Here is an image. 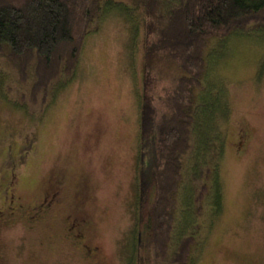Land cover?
Segmentation results:
<instances>
[{
	"label": "rangeland",
	"instance_id": "1",
	"mask_svg": "<svg viewBox=\"0 0 264 264\" xmlns=\"http://www.w3.org/2000/svg\"><path fill=\"white\" fill-rule=\"evenodd\" d=\"M101 4L73 76H58L44 101L30 99L31 79L22 82L0 55V185L10 182L15 197L0 193V264H135L139 106L152 36L140 0ZM204 56L194 104L212 89L227 110L216 121L221 152L206 158L221 206L215 216L208 195L198 207L192 202L194 151L187 152L173 242L193 232L192 264H264V35L212 40ZM158 66L146 86L155 100L179 75ZM40 200L49 212L27 219L24 211ZM66 223L86 229L85 245L97 248L91 258L65 238ZM137 251L139 264H171Z\"/></svg>",
	"mask_w": 264,
	"mask_h": 264
},
{
	"label": "trees",
	"instance_id": "2",
	"mask_svg": "<svg viewBox=\"0 0 264 264\" xmlns=\"http://www.w3.org/2000/svg\"><path fill=\"white\" fill-rule=\"evenodd\" d=\"M101 1L0 0V55L17 67L22 82L31 79V100L41 94L44 101L58 76H73L94 16L104 5L107 12L114 8L110 1L104 5ZM140 4L152 38L145 47L139 106L134 263L141 260L137 250L145 248L156 260L192 264L193 232L179 234L173 242V206L185 177L183 157L194 151L188 173L192 202L198 207L208 195L216 216L221 206L219 184L215 165L206 158L210 154L215 159L221 152L216 121L227 116L224 102L212 89L194 104L193 92L201 88L206 69L204 50L215 39L264 35V0H140ZM163 62L176 67L179 75L155 100L147 95V87Z\"/></svg>",
	"mask_w": 264,
	"mask_h": 264
},
{
	"label": "flooded vegetation",
	"instance_id": "3",
	"mask_svg": "<svg viewBox=\"0 0 264 264\" xmlns=\"http://www.w3.org/2000/svg\"><path fill=\"white\" fill-rule=\"evenodd\" d=\"M240 138L242 139V141L240 143L244 144L247 136H243L242 134H240ZM239 150V148H238ZM13 175V173H11ZM0 193L1 195H3V197L5 198V194L8 195V197L10 198L9 200L13 199L14 196H12L13 194H11L10 192V182H6L4 184L0 185ZM15 198V197H14ZM7 199V197H6ZM20 210V209H17ZM22 210V209H21ZM25 210V209H24ZM50 210V204L48 203H44L43 200H40L39 202H37L36 206L31 207V209H28V212L24 211L25 213V217L27 216V219L35 221V219L37 217H39L40 214H46L47 212H49ZM0 214L4 215L3 210L0 212ZM74 221V220H73ZM86 225L82 226L85 227ZM82 231L76 230L75 228L72 227V225H69L66 223L65 225V238L70 241L74 246L76 247H80L84 256L87 258H91L93 252H97V248L93 247L90 248L85 245V232L86 229L83 232V228H81Z\"/></svg>",
	"mask_w": 264,
	"mask_h": 264
}]
</instances>
